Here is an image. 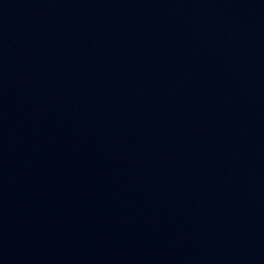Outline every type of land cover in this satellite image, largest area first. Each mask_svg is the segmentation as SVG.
I'll return each mask as SVG.
<instances>
[{
    "label": "water",
    "instance_id": "water-1",
    "mask_svg": "<svg viewBox=\"0 0 264 264\" xmlns=\"http://www.w3.org/2000/svg\"><path fill=\"white\" fill-rule=\"evenodd\" d=\"M0 264H264V0H0Z\"/></svg>",
    "mask_w": 264,
    "mask_h": 264
}]
</instances>
